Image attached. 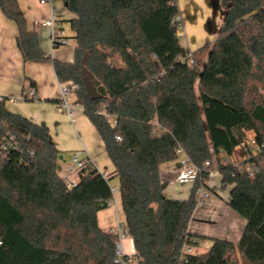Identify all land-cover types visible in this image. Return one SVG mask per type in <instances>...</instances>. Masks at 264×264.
I'll return each mask as SVG.
<instances>
[{
  "label": "trees",
  "instance_id": "trees-1",
  "mask_svg": "<svg viewBox=\"0 0 264 264\" xmlns=\"http://www.w3.org/2000/svg\"><path fill=\"white\" fill-rule=\"evenodd\" d=\"M56 1L74 16L72 63L43 54L17 0H0V11L16 26L22 61L50 63L60 84L76 87L75 104L115 169L134 260L264 264V0H220L225 14L211 50L206 44L188 57L177 35L175 0ZM5 101L0 98V264H115L119 238L97 222L113 199L111 178L88 166L68 190L48 129L8 111ZM248 132L259 151L221 164L220 156L231 157ZM179 152L198 175L186 200H171L162 193L160 168ZM215 165L222 183L233 186L229 207L246 225L236 245L214 240L205 254H187L201 240L187 228Z\"/></svg>",
  "mask_w": 264,
  "mask_h": 264
},
{
  "label": "crops",
  "instance_id": "crops-1",
  "mask_svg": "<svg viewBox=\"0 0 264 264\" xmlns=\"http://www.w3.org/2000/svg\"><path fill=\"white\" fill-rule=\"evenodd\" d=\"M17 3L26 19L27 28L36 32L43 54L63 63H72L76 43L69 22L74 16L66 10L54 15L57 22L64 23L60 31L62 30V38L66 40V44L53 48L50 42V30L36 25L37 21L50 17L49 7L40 4V0H17ZM16 36L15 24L6 19L0 11V98L6 100V109L48 129L50 141L60 152L57 174L62 180L67 176V167L72 155L79 152L81 159L90 158L91 168L104 178L116 181L117 179L113 177L115 169L105 152L104 144L93 125L75 104V96L70 97V94L65 98L66 106L72 109L71 113H68L63 106L59 91L60 83L56 79L52 65L24 63L16 46ZM31 90H34L33 96H29ZM25 94L29 97H25ZM249 135L254 137L252 132ZM185 159L186 156L179 152L176 161L162 165L160 168L162 193L168 199L186 200L193 188V185H190L189 191L187 188L179 193L177 191L179 184L174 182L175 174L180 170L181 162ZM241 161L243 159L240 156L221 155L219 159L221 164L225 162L224 165H235ZM68 178L76 183L79 181L78 176ZM232 188L233 186L222 183L221 174L215 165L203 187L207 195L199 197L197 194L198 204L187 228L189 234L201 238L198 246L194 248L195 254L208 252L214 240L235 245L239 242L246 222L229 207ZM112 189L118 193V188L112 187ZM113 201L114 210L111 206ZM111 203L107 209L97 214L99 228L108 233L118 224L122 226L124 222V215L122 221L117 217L114 197ZM121 245L124 254L133 258L135 250L132 240L124 237ZM133 264L138 263L133 260Z\"/></svg>",
  "mask_w": 264,
  "mask_h": 264
},
{
  "label": "built area",
  "instance_id": "built-area-1",
  "mask_svg": "<svg viewBox=\"0 0 264 264\" xmlns=\"http://www.w3.org/2000/svg\"><path fill=\"white\" fill-rule=\"evenodd\" d=\"M40 4L50 5V17L45 20H39L36 22V25L48 28L50 30L51 34V44L53 48H57L59 46H63L66 44V40L62 38V32L60 31V27L57 24V21L54 18V15L57 13V11L52 7V0H40ZM179 18L175 19L176 24L178 25V32L177 35L180 37V27H179ZM190 56V55H189ZM184 59H181L183 61ZM188 64H192V60H188ZM76 87L72 85L71 83L67 84H60L59 85V91L61 95V99L63 102V106L67 109L68 113H71L72 109L68 108L65 103V98L72 94L75 91ZM34 95V90L30 91L29 96ZM27 94H25V97H29ZM79 107V106H78ZM79 110L82 111V109L79 107ZM119 140V138H116ZM11 141H13V138H10ZM7 148V145H2L1 150L5 151ZM257 151H259V145L257 144L254 137H246V141L238 145L233 152L232 156H240L243 160L248 159L251 155H254ZM31 156H33V153H30ZM222 164H225V162H222ZM209 164L205 163V167H207ZM88 166H91V160L90 158L81 159L80 153L76 152L72 155L70 163L67 167V176L64 178L65 186L68 190L74 188L76 186V182L69 179L70 176H78L79 172L86 169ZM247 175L251 178L253 177L255 167L252 164H249L245 168ZM211 174V173H210ZM198 175V169L190 166L188 164L187 159L183 160L181 162V168L178 170V172L175 174L174 182L179 185H193L196 181ZM113 194L115 193V190L112 189ZM199 197L206 196V192H204L203 188L198 191ZM114 203V201H113ZM112 234H116L119 238V242L116 246L115 250V264H133V258L128 257L124 254L121 240L126 237L125 232L121 225H117V227L114 230H111ZM185 252L187 254H195L194 248H186Z\"/></svg>",
  "mask_w": 264,
  "mask_h": 264
},
{
  "label": "rangeland",
  "instance_id": "rangeland-1",
  "mask_svg": "<svg viewBox=\"0 0 264 264\" xmlns=\"http://www.w3.org/2000/svg\"><path fill=\"white\" fill-rule=\"evenodd\" d=\"M179 10V27H180V43L182 46L183 54L188 57L191 53L195 52L200 47L206 44H211L209 50L212 48L213 42L217 37L221 27V21L225 10L219 5V0H175ZM50 9V5L46 4ZM52 7L59 13L65 11L61 3L52 0ZM51 12V11H50ZM224 12V13H223ZM59 27L64 23L57 22ZM61 29V28H60ZM62 31V30H61ZM216 33V34H215ZM51 42V40H50ZM73 94L70 95L72 97ZM250 132L246 134L249 137ZM110 186L118 188L117 180H110ZM178 192H184L187 188L189 191L190 185H178ZM114 200L116 204L117 217L119 221L123 220L118 193L115 192ZM114 210V203H111ZM106 230H104L105 232ZM108 233V232H107Z\"/></svg>",
  "mask_w": 264,
  "mask_h": 264
}]
</instances>
